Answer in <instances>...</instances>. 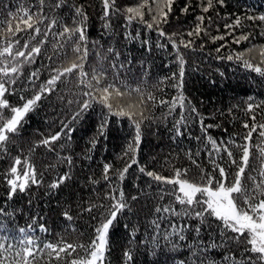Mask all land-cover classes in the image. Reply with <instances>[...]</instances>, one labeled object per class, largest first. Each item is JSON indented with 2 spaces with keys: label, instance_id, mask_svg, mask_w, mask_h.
Returning a JSON list of instances; mask_svg holds the SVG:
<instances>
[{
  "label": "trees",
  "instance_id": "1",
  "mask_svg": "<svg viewBox=\"0 0 264 264\" xmlns=\"http://www.w3.org/2000/svg\"><path fill=\"white\" fill-rule=\"evenodd\" d=\"M56 2L45 0L43 14L48 19L40 25L42 33L31 44L45 39L43 32L50 20L56 19L58 23L48 33L46 41L39 45L41 53L35 57V62L23 65V75L11 86L12 94L6 93L9 103L22 105L21 96L31 97L50 74H54L53 68L74 58L70 47L59 49L62 41L55 33L61 31L62 25L73 23L75 8L80 7L88 17L89 55L84 71L90 75L93 69L103 71L105 78L101 87L115 84L122 90L140 88L145 101L144 115L148 119L141 124V141L136 152L138 165L129 169L123 181L116 179L112 172L109 175L113 179L104 181L105 163L113 169H121L128 162L124 153L135 135L132 121L110 115L108 109L95 100L82 117L73 120L80 107L77 102L89 100L83 95L88 89L77 86L75 74L58 83L57 90L51 95H45L21 121L17 133L9 134L10 140L0 149V243L14 245L7 252L0 251V260L8 264L15 252L23 247L19 241L28 238L35 239L41 246L63 242L87 244L95 235V228L102 214H106L107 206L113 203L104 198L112 188L124 192L129 208L117 215L109 229L104 264H193L194 260L200 264L201 259L205 264L208 261L230 264L226 256L239 258L242 249L238 245L211 249L199 254V259L193 257V247L204 248L214 240L219 242L218 222L213 221L211 227L199 225L201 231L197 236L198 220L157 213L158 206L172 204L179 209L174 197L159 198L161 189L173 186L152 181L139 171V167L164 177L174 176L175 169L187 170V178L192 180L198 179L201 169L210 172L215 159L228 171H235L234 166L227 163L226 154L221 153L224 159L215 153L209 155L212 146L207 137L217 144L232 147L229 141L244 142L243 137L248 131L243 127L245 123L250 127L254 123H264V76L244 64L247 60L264 69L260 56L264 49V20L260 19L264 16V0H223L222 3L213 0V7L207 13L202 11L207 0H174L168 23L160 25L165 36H160L155 28L149 30L137 20L128 23L124 10L137 6L141 0H115L118 11L110 15L107 29L101 19L102 0H66L61 8L53 7ZM186 7L187 12L183 11ZM39 8V0H0V29L6 28L12 14H22V10L37 12ZM198 16L205 17L201 25L203 30L199 35L189 36L188 32L200 23L196 19ZM144 19L150 17L146 14ZM237 20L239 24H236ZM15 23L13 20V26ZM242 36L247 39H240ZM215 37L223 39L214 40ZM181 39L193 41L192 46L185 48L180 44ZM172 41L176 42V47ZM6 42L0 35V45ZM23 42L21 40V44ZM109 48L113 50L111 53ZM238 55L242 59H237ZM178 56L184 60L181 88L175 86L178 79L173 78L179 76ZM33 72L38 78L31 76ZM149 93L155 97L154 101L148 99ZM181 93L185 103L183 109L177 100ZM138 99V94L133 92L120 103L126 106ZM161 100L168 103L161 104ZM172 102H176V106L170 111ZM249 105L253 106L251 112ZM192 108L196 111L192 112ZM105 119L104 134L100 135V126ZM62 122L68 125L64 129L66 134L52 144V150L41 145L40 141L61 131ZM209 125L211 127H207ZM177 128L182 135L176 134ZM259 131L253 133V144L264 139L259 137ZM232 150L239 155L235 147ZM16 158L22 161L21 171L25 167L24 161L35 167L39 184H30L24 192L17 191L10 196L9 170ZM66 158L71 159V165ZM252 166L258 169L260 165L253 161ZM64 174L70 179L51 189L49 185ZM249 174L259 182L258 171L249 173L246 170L245 176ZM133 196L137 199L132 200ZM92 205L97 207L92 212L85 211ZM66 211L72 220L65 218ZM41 226L47 231H41ZM19 229L25 232L21 233ZM181 235L185 237L183 240ZM48 251L41 247L35 264H69L77 255L61 253L62 259L56 260L54 254L48 256ZM125 253L130 254V260Z\"/></svg>",
  "mask_w": 264,
  "mask_h": 264
},
{
  "label": "snow or ice",
  "instance_id": "2",
  "mask_svg": "<svg viewBox=\"0 0 264 264\" xmlns=\"http://www.w3.org/2000/svg\"><path fill=\"white\" fill-rule=\"evenodd\" d=\"M66 0H57L53 4L55 8H61ZM222 3L223 0H218ZM174 0H141L137 6H130L124 10V15L128 23H132L137 20L139 23L145 24L149 30L155 28L160 36H165V32L160 28L162 23H168V15L172 11V5ZM40 8L37 12H31L30 10H22V14H12V19L7 22V26L4 29H0V35L3 36L7 42L0 45V149H2L6 143L10 140L9 134H15L21 125V121L37 106L38 102L42 100L45 95H51L55 92L56 86L60 82H64L67 78L72 77L75 74L77 86H83L88 89L84 91L83 95L89 97V100L78 101L80 104L79 110L75 112L72 119L77 120L82 117L83 113L92 106V101L95 100L103 107L108 109V113L113 116L127 117L132 121L135 129V135L132 141L129 142L124 156L128 157V162L125 163L121 169H113V166L105 163L102 171V179L104 181H111L112 176L110 172L114 173L115 178L119 181H123L125 175L129 172V169L133 165H138L136 159V152L139 148L141 141V124L145 119H148L144 115L146 110L143 105L144 95L141 93L140 88H134L131 90H122L115 84H107L101 87L103 84L105 73L103 71H97L93 69L91 75L84 71V64L89 55L88 48V36H87V14L80 8H75V15L73 23L71 25L64 24L61 27V31L55 33L62 43L59 44L60 50H65L66 47H70L74 58L64 65L55 67L51 70L49 79L41 84L36 92L29 97L25 98L21 96L20 99L23 102L20 106H13L6 98V93L12 94V85L17 83V80L23 75L22 67L25 64L34 63L35 57L40 55L41 47L39 45L46 41L48 33L54 28L58 21L52 19L46 25V30L43 32L44 40L38 41L37 44H31V41L36 40L37 36L42 33L40 25L45 23L47 16L43 14V7L45 0H39ZM103 9L101 19L105 21L104 27L107 29L110 27L108 23L109 17L115 9V0H102ZM213 7V0H207V3L202 7V11L207 13L210 8ZM146 10V11H145ZM183 11L187 12L188 8H184ZM150 17L149 20H145V15ZM198 23L196 27L188 32L189 36L199 35L203 30L201 25L205 20L204 16L196 17ZM264 20V16L260 17ZM13 20L16 21L13 26ZM239 24V20L236 21ZM233 27V25H228ZM25 35L21 36L20 34ZM175 35V34H173ZM171 39V38H169ZM215 39H223V37H215ZM240 39L246 40V36L240 37ZM21 40L24 42L21 44ZM237 43L239 40L236 41ZM96 43V42H93ZM173 47H176V42L172 41ZM193 41H187L181 39L180 44L185 48H190ZM55 48V46H54ZM113 50L108 49L111 53ZM219 51V49H217ZM99 56V53H97ZM261 63H264V49L260 51ZM229 60L232 56L227 57ZM49 59H52L49 57ZM101 59H103L101 57ZM237 59H242V56H237ZM179 63V76L174 75V79H178L177 88L182 87L184 77V60L178 56ZM246 67L251 68L253 71L264 76V69L258 66H253L249 61L245 60ZM116 66L113 65V68ZM122 67V65H121ZM90 75V78H89ZM32 77H37V73H31ZM38 78V77H37ZM63 78V79H62ZM93 81L95 83H93ZM35 83V81H32ZM135 92L138 94V101L129 102L126 106H121L120 101L125 97H131V94ZM148 99L155 100V97L150 93ZM179 107L183 109L185 107L184 97L181 95L177 98ZM73 103V101H68ZM161 104L168 103L161 100ZM155 106V105H153ZM176 106V102H172L170 111ZM252 105H249L248 111L251 112ZM195 112V108L191 109ZM7 113V114H6ZM183 119V117H182ZM255 120V117H252ZM107 124V119L100 126V135L104 134V128ZM211 127V125L207 126ZM245 129H248L246 135L243 137V143H236L235 141H229L228 144L235 147L237 156L234 154L232 147L223 144H217L210 136L207 137L208 143L212 146L211 152L224 157L221 153L226 154L227 163L230 166H234L235 171L230 172L225 166L212 160L213 168L210 172L205 173L201 169L198 179H188L187 170L175 169V174L172 177H164L153 171H146L144 167H139V171L144 173L152 181L162 183L164 185L173 186L171 189H161L160 199L163 200L165 195L174 197V203L179 205V209L172 204L168 206H158L156 208L157 213H170L174 216L188 217L189 219H196L199 224L195 228L197 236L200 234V226L207 224L208 227L212 226V222L217 223V229L219 232V242L214 240L211 245L201 248L198 245L193 247L192 256L199 259V254L208 252L211 249L222 248L226 246L238 245L242 249L241 256L239 258L235 256H226L225 259L230 261V264H264V139H261L260 143L253 144V133L259 129V137L264 138V123L253 124L251 127L245 123L243 125ZM68 128L67 124H63L60 132L51 135L48 138L40 141V144L49 150H52L51 146L56 141L60 140L61 136L66 134L64 129ZM205 129L202 128V131ZM71 129H69V132ZM177 135L182 133L177 128ZM93 146L95 140L92 141ZM255 150V152H254ZM198 154V153H197ZM69 165H71V159L66 158ZM123 159V157H122ZM253 161L259 162V168L256 169L252 166ZM22 161L19 158L14 160L13 165L10 168V178L8 184L10 186V196L14 195L17 191L24 192L30 184L38 185L35 167L28 161H24V169L21 171L19 166ZM196 161L193 160V164ZM199 168L200 166L197 165ZM246 170L250 172L258 171L259 182H256V177L252 175L245 176ZM66 179H70L68 174L60 176L56 181L51 183L49 187L51 189L58 188ZM93 183H99V181H92ZM116 193V194H113ZM106 200H111L113 203L107 206L106 214H102V219L99 225L95 228V235L87 244H73L68 242L52 244L45 243L42 246L37 243L33 238L26 240H20L19 243L23 247L15 252L14 257L8 264H35V258L39 254L41 247L47 249L48 256L52 257L53 254L56 260L62 259L61 253H65L68 256H72L73 253H77L73 257L69 264H104L105 253L108 244V232L113 221L116 220L117 215L122 213L125 209L129 208V204L125 199V194L118 188H112L111 191L105 195ZM132 200H136L137 197H131ZM97 205H92L85 211L92 212L93 208ZM99 207H104L100 205ZM64 216L67 220H72V216L66 211ZM41 231H47L46 228L41 226ZM21 233H24V229H19ZM179 234V233H177ZM185 237L180 236L183 240ZM14 245L0 243V251L7 252L13 248ZM192 247V246H190ZM83 253V255L78 252ZM71 250V251H69ZM128 259H131L129 253H125ZM32 258V259H29ZM0 264H4V261L0 260ZM196 264V261H193ZM200 264H205L204 260H200ZM208 264H215V261H208Z\"/></svg>",
  "mask_w": 264,
  "mask_h": 264
}]
</instances>
